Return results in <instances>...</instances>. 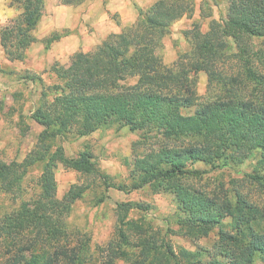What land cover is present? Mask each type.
<instances>
[{"label":"trees","instance_id":"16d2710c","mask_svg":"<svg viewBox=\"0 0 264 264\" xmlns=\"http://www.w3.org/2000/svg\"><path fill=\"white\" fill-rule=\"evenodd\" d=\"M82 1L60 0L74 5ZM225 1L224 17L211 19L207 31L186 32L191 47L178 63L163 62L162 40L172 22L191 13L193 1L154 0L146 9L139 8L136 19L120 31L87 50L73 52L66 65L51 64L55 82L44 84L38 79L40 99L30 117L42 130L20 161L0 160L1 191L20 198L26 175L38 167L33 178L38 192L0 215V264H84L89 235L70 228L66 217L88 185L72 184L58 198L54 170L60 163L99 179L104 188L113 185L87 146L68 156L59 139L85 136L115 123L142 130L136 143L152 140L143 154L127 162L134 178L131 188L150 184L156 191L171 192L185 214L180 221L185 234L199 237L218 226V238L211 248L175 249L151 223L128 217L133 208L146 210L148 205L119 202L117 240L107 244L108 264L116 257L130 260L132 256L129 264H264V227H257L258 208L239 193L207 194L188 181L202 172L192 168L196 162L211 167L228 161L237 164L256 150L260 155L253 177L264 185V172H260L264 169V72L254 68V63H264V46L251 41L264 36V0ZM11 3L21 11L0 29V45L8 60H22L25 49L36 40L33 29L44 0ZM62 35L46 36L45 47ZM227 60L239 62L246 79L254 83L250 90L238 73L219 68ZM201 70L216 81L220 93L197 102L190 73ZM192 107L191 113L182 111ZM228 217L231 228L225 230L222 226ZM127 229H136L134 239Z\"/></svg>","mask_w":264,"mask_h":264},{"label":"rangeland","instance_id":"374dc122","mask_svg":"<svg viewBox=\"0 0 264 264\" xmlns=\"http://www.w3.org/2000/svg\"><path fill=\"white\" fill-rule=\"evenodd\" d=\"M192 1L191 13L172 22L170 33L162 40L160 54L166 64L178 63V59L183 58V54L189 52L191 43L190 32L186 33L188 30L198 29L205 32L209 28L211 19L219 20L225 15V0ZM105 3L106 0H103L104 5ZM139 8L141 7H137V11ZM110 16L117 24H120L118 14L110 13ZM133 21L123 24L121 28ZM7 23L0 25V29ZM91 31L92 28H88V32L91 33ZM52 32L64 34L67 31L61 29ZM251 41L256 46H264V36L254 37ZM99 42L87 44L84 48L93 47ZM70 56L71 54L66 63L69 62ZM18 61L17 59L8 60L0 46V160L4 161H20L34 146L38 134L42 130V126L30 117L40 99L41 83L38 79L41 78L44 84L56 81L55 74L49 71L50 66L42 72L36 73L28 69L18 68ZM237 63L227 60L219 65V68L228 69L225 72L227 74L238 73L243 79L242 83L247 85L246 89L250 90L254 83L246 79L245 70L239 66V62ZM254 64L257 71L264 72V63ZM190 74L192 77L190 86L195 92L197 102L210 100L220 93L216 81L210 80L205 71H192ZM32 75L36 79H31L30 76ZM238 87L240 88L241 85L238 84ZM244 91L246 90L244 89ZM193 110L194 107L184 108L182 111L191 113ZM141 134L142 130H130L127 126H120L115 123L85 136L59 139L68 156H75L79 150L87 146L93 152L100 169L109 175L108 181L113 185L104 188L99 179L65 168L60 163L54 170L57 185L56 196L58 198H62L72 184L88 185L82 195L73 202L66 217L70 228L77 227L89 235L90 248L84 264H108L110 259L107 244L111 239L117 240L115 230L117 224L116 208L119 202L148 205L146 210L133 208L129 211L128 217L145 219L151 223L152 228H158L160 234H164L175 249L185 247L195 250L196 246L211 248L215 239L218 238V226L213 227L207 235L199 237L185 234V228L180 225V221H184L182 218L185 217V214L178 209L171 192L156 191L150 184L131 188L134 178L129 174L127 162L129 163L135 154H143L152 141L136 143ZM259 155V151L255 150L241 163L233 164L228 161V163L216 167L196 162L192 168L200 169L202 172L190 176L188 181L193 187L207 194H227L230 196H234L235 193L241 194L258 208L260 217L257 220V227H264V185L256 177H253L256 174ZM37 168H31L26 175L22 184L24 190L20 198H14L13 194L0 190V215L16 208L22 199L36 195L38 188L33 178L39 173ZM260 172H264V169H261ZM116 186H122L123 189H118ZM101 196L104 198L98 202L97 200ZM229 222L230 217L225 218L222 228L230 230ZM126 232L131 239H134L136 229H127ZM1 249L0 246V256ZM136 251L137 249L134 250L135 253ZM132 257L130 260L116 257L111 261V264H129L132 262ZM202 260H205L204 255H202Z\"/></svg>","mask_w":264,"mask_h":264},{"label":"crops","instance_id":"0c3cea01","mask_svg":"<svg viewBox=\"0 0 264 264\" xmlns=\"http://www.w3.org/2000/svg\"><path fill=\"white\" fill-rule=\"evenodd\" d=\"M12 0H0V25L20 13L21 9ZM154 0H86L76 5H67L60 0H44V8L33 34L36 40L24 52L18 68L40 73L54 61L66 65L68 56L87 44L99 42L106 34L120 31L123 24L135 19L137 7H148ZM110 13L118 14L120 24ZM88 28H92L91 33ZM66 29L59 39L45 47L43 39L52 31ZM93 41V42H92ZM1 46V45H0Z\"/></svg>","mask_w":264,"mask_h":264}]
</instances>
